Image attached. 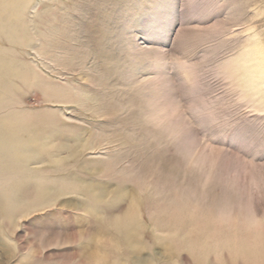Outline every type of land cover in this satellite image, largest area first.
<instances>
[{
    "label": "rangeland",
    "instance_id": "1",
    "mask_svg": "<svg viewBox=\"0 0 264 264\" xmlns=\"http://www.w3.org/2000/svg\"><path fill=\"white\" fill-rule=\"evenodd\" d=\"M18 3L12 178L54 194L0 218V264H264V92L236 72L264 70V0Z\"/></svg>",
    "mask_w": 264,
    "mask_h": 264
},
{
    "label": "bare ground",
    "instance_id": "2",
    "mask_svg": "<svg viewBox=\"0 0 264 264\" xmlns=\"http://www.w3.org/2000/svg\"><path fill=\"white\" fill-rule=\"evenodd\" d=\"M20 5L21 4L18 3V0H0V39L4 38V35L8 31V29H10V28L13 29V27H11V26L14 25L13 20L15 19V17L19 15V11L21 8ZM6 42H9V41H6ZM9 52L10 51H8V53ZM260 53H261V51L258 50V48H257L254 51H252L250 54H247L245 56V58H243L244 60L242 61V63L239 64V61H238L239 65L237 66L236 72H238V74H241L243 76V80H245V82L249 81V82H252L253 84L256 85V88L254 89L255 90L254 93L263 95L262 93L264 92V73H263L264 70L261 69L263 62H262V55ZM4 55H6V54L3 53L2 50H0V91H2L1 85H2V83H4L6 88L3 89L4 90L3 93L7 97H12V96H14L13 95L14 85L13 84H15L16 81L23 82V81L27 80L28 71L27 70L23 71L24 77H20V75L16 72L15 73L16 78H15V75H14L15 71L13 70L14 64H12L13 62H10V61L7 62V60L5 61L4 59H2L1 57ZM4 58H6V56ZM6 67H8L9 70H5ZM32 74H34V73H32ZM34 76L37 77V75H34ZM46 95H48V94L46 93ZM50 112H53V111H50ZM12 115H13V110L10 109V107L8 105H6L4 107H0V165L4 164V167L0 170L3 172V173H0V177L1 176L4 177V181H3L2 185L0 186V218H4V219L9 217L10 215H12L14 213L24 212V211H20V209H21L20 207L25 208L24 205L29 198L34 197L36 199V197H37V198H44V199L47 198L48 199V197H50V196L52 197V195L54 194V192H50V191L48 192V185H46V184L38 185L37 190H32L31 193H33V194H31L28 191L29 188H27L25 184L17 182V180H13V178H12V174H13L12 173L13 172L12 163L16 160H19V163L24 164L26 159L24 160V157L21 153H19V156H16L17 153H15V151H14L15 147L17 145L21 148L22 147L24 148L25 145L22 143L21 138L18 139V134H21L22 131H21V129L18 131V127L16 126V124L12 121V119L10 120V117ZM1 118H3V119H1ZM87 154H95V152L88 150ZM57 184L58 185H57L56 189L59 191L56 190L57 192L56 191L55 192L57 193V195H59L58 197H60V194H58V192L60 193L61 189L63 190V192L65 191V194H67V195L70 194V192H72V191H70L72 189V187H69V185H65L63 183L61 184V182L57 183ZM24 187H26V189H24ZM58 188H61V189H58ZM68 189H70V190H68ZM30 194H31V196H30ZM13 198H21L22 199L21 205L15 206V204L13 202ZM49 200H51V199H48V201ZM45 202H46V199H45ZM35 207L41 208V207H45V206L43 204L42 206L37 205ZM40 208H38V209L36 208V210H40ZM26 213H27V211H26ZM133 218H134V214L129 213L126 216L121 215L120 217H117V218H109V219L107 218L104 221H105V224L107 226H109L111 229L117 231L118 233L129 234V232H130V233L134 234V233H136V232H134V231H136V230H134L135 226L133 227L131 225V223H132L131 221H133L135 219V218L134 219ZM123 236H125V235H123ZM258 242H257V244H258ZM262 244H263V242H262ZM252 245H253V243H252ZM246 247L249 248V246H246ZM228 248H232V247L228 246ZM247 248H244V249H247ZM262 248H263V245H262ZM235 249H238V248H235ZM241 250H242V248H241ZM253 251H254V249H253ZM241 252H243V251H241ZM233 254L235 255V253H233ZM234 255H232V256H234ZM236 256H237V252H236ZM244 256H245V254H244Z\"/></svg>",
    "mask_w": 264,
    "mask_h": 264
}]
</instances>
